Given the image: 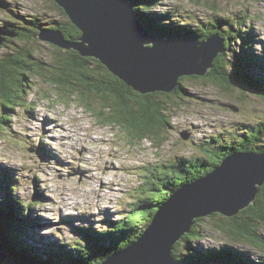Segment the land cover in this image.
<instances>
[{
	"label": "rangeland",
	"instance_id": "1",
	"mask_svg": "<svg viewBox=\"0 0 264 264\" xmlns=\"http://www.w3.org/2000/svg\"><path fill=\"white\" fill-rule=\"evenodd\" d=\"M52 1L0 0V24L9 17L10 9L28 18L39 17L47 22L40 23V28H50L52 21L65 19L53 8ZM159 1L161 4L153 10H171L179 23L184 20L196 28L199 21L212 22L213 29H231L229 58L241 62L243 73L259 78L261 71L251 67L252 63L246 67L245 60L251 61L252 51L264 56V0ZM242 35L251 39L242 44ZM27 45L43 64L28 71L31 77L26 95L16 100L20 104L12 105L4 115L7 121L0 123V169L9 168L16 178L14 195L23 204H30L31 216L38 223L29 232L42 242L41 246L60 239L77 246L83 233L81 226L102 230L112 225H143V209H133L129 204L140 197L139 187L149 167L168 166L180 158L206 157L204 148L210 146L209 142L216 145L214 148L237 146L245 134L257 129L258 120L264 119V99L254 81L230 86L207 78L182 79L183 93L160 97L165 101L163 114L170 126L158 135L133 137L124 123L104 119L109 109L99 95L85 91V100L95 110H102L103 115L91 111L90 105L86 106L89 111L84 110L78 92L68 95L64 84L56 83L54 74L59 65L55 60L65 55L63 51L40 40ZM12 48L0 45V59L8 57ZM33 70L43 75L39 77ZM223 104L234 105L237 111ZM2 110L0 104V113ZM182 130L190 132L187 140L181 138ZM41 145L49 147L46 151L50 156L39 151ZM0 194L4 197L3 191ZM217 218L228 224V217L218 213ZM200 223L202 238L194 243L197 250L227 245L241 252L238 255L250 254V264H264L261 247L249 244V240H230L207 216ZM259 233L264 236L263 225ZM0 263L15 264L16 260L6 254Z\"/></svg>",
	"mask_w": 264,
	"mask_h": 264
},
{
	"label": "trees",
	"instance_id": "2",
	"mask_svg": "<svg viewBox=\"0 0 264 264\" xmlns=\"http://www.w3.org/2000/svg\"><path fill=\"white\" fill-rule=\"evenodd\" d=\"M133 8L138 13L142 23L151 29L152 33L162 38L172 37H197L204 39L214 33H218L225 38L222 52L218 54L213 62V66L204 77H183L180 79L178 87L169 93L155 92L152 94L139 95L133 92L123 82L117 78L102 79L98 74L92 78L94 70L91 68V59L80 56L73 50H66V57H57L56 63L59 69L54 74L57 84H63L61 79L66 74L79 75L84 79L90 80V90L105 100V105H111L108 97H112L114 102L111 109L114 115L111 116L118 120L126 121L125 125L130 127L138 137L144 134L158 135L159 131L170 126L165 111L164 100L160 97L163 95L180 94L185 91L182 85V79H205L210 81L222 82L230 86L232 75L235 79L244 83L254 81L258 86V93L264 99V56L256 55L254 52L249 53L251 61L247 62L246 67L256 66L261 74L259 78H253L240 69L241 62L229 58L228 50L231 47V29L228 32L213 29L212 22H201L196 28L184 20L179 23L176 14L171 10L158 11L153 10L156 5L161 4L159 0H129ZM53 8L58 10L65 18L61 21H52L50 28L61 31L62 35L71 40L79 37L81 32L72 24L62 7L54 1ZM0 5H3L0 2ZM40 23L46 24L40 18H28L16 10L9 9V17L0 24V29L12 32L11 37L6 36L3 46L13 47L7 52L8 57L0 59V104L2 112L0 113V123L7 121L4 116L6 111L12 109V105L20 104L17 99H23L27 93L30 75L28 71L35 66H40L43 61L35 57L34 51L27 45L30 41L39 40ZM227 34V35H225ZM242 34V31L241 33ZM237 37H235L236 39ZM242 44L251 38L248 35H242L240 38ZM251 46V45H249ZM244 48V46H242ZM59 51L61 49L57 48ZM96 69L104 68L98 62ZM66 69V70H65ZM105 69V68H104ZM33 73H36L33 70ZM104 73V72H103ZM39 73V76H42ZM55 85V84H54ZM134 94L137 97H134ZM180 97V96H178ZM165 98V97H164ZM166 99V98H165ZM257 129L250 130L249 133L242 137V141L237 146H219L214 148L212 142L210 146L204 148L206 157H190L178 159L170 162L168 166H161L147 169L144 182L140 185V197L135 202H130L133 209L142 208L144 211V220L141 226L134 224L127 228L118 225L107 226L102 230H92L86 226H81V238L74 244H68L65 240H53L45 243L44 246L37 237H32L29 230H33L38 223L31 215L30 204H23L13 193V183L16 180L9 172V168L1 167L0 169V191H3L4 197L0 194V244L3 246L5 254L13 256L15 264H99L107 254L113 250H118L131 243L141 231L145 228L151 217L171 192L185 183L198 178L209 172L218 162L234 151H251L264 152V119H259L256 124ZM248 132V131H247ZM44 144V142H42ZM214 148V149H213ZM43 155L50 156L49 151L41 145L39 150ZM38 152V150H37ZM214 157V159H212ZM212 159V160H209ZM218 213L208 215L212 219L214 227L225 233L230 240L236 241L243 239L253 246L264 249V236L259 233L260 225L264 227V185L259 187L255 203L249 205L246 209L239 212L234 217L225 220H218ZM203 218H197L190 229L178 242L175 243L172 254L176 259L189 262L191 264H250V254L238 255L241 252L230 250L229 246H214L208 250H197L194 243L202 238V228L200 227ZM121 221V219L119 220ZM30 241V242H29ZM245 255V256H244ZM250 257V258H249ZM211 261H213L211 263ZM14 261H12L13 263ZM262 264L261 261H258Z\"/></svg>",
	"mask_w": 264,
	"mask_h": 264
},
{
	"label": "water",
	"instance_id": "3",
	"mask_svg": "<svg viewBox=\"0 0 264 264\" xmlns=\"http://www.w3.org/2000/svg\"><path fill=\"white\" fill-rule=\"evenodd\" d=\"M53 1L64 9L66 16L81 34L71 40L57 29L40 28L37 38L51 44L56 50L59 48L64 53L73 50L80 56L90 58L95 63L94 66L90 65L93 73L101 75L102 79L113 76L142 96L155 92L170 94L178 87L179 78L204 77L223 50L225 38L218 33L204 39L156 36L142 23L129 0ZM13 35L12 32L0 29V45L6 36ZM66 56L65 53L61 57ZM98 62L105 69H96ZM64 74L61 79L68 95L78 92L80 104L85 107L84 110L89 111L86 106L91 104L85 100V91L91 92V81L80 75L75 78L69 73ZM230 76L232 85L244 84ZM61 95L66 96L63 92ZM108 99L111 105H105L103 99V106L109 109L104 119L124 123L123 127L129 132L130 127L125 125L126 121L111 117L115 116V111L111 109L114 99ZM223 106L237 111L234 105ZM91 108L94 113L103 115L102 110ZM189 133L182 130L180 136L187 140ZM129 135L138 137L133 131ZM262 185L264 152H231L209 172L171 192L167 200L158 206L141 234L125 247L107 254L99 264H191L176 259L172 251L175 243L190 232L194 220L208 217L212 213L234 217L240 210L255 203L259 186ZM5 256L0 244V260Z\"/></svg>",
	"mask_w": 264,
	"mask_h": 264
},
{
	"label": "bare ground",
	"instance_id": "4",
	"mask_svg": "<svg viewBox=\"0 0 264 264\" xmlns=\"http://www.w3.org/2000/svg\"><path fill=\"white\" fill-rule=\"evenodd\" d=\"M60 7H61V6H60ZM63 10H64V9H63ZM229 95H230V94H229ZM159 133H160V131H159ZM159 133H158V134H159ZM48 148H49V147H48ZM48 148L45 146V149H47V150H48ZM81 166H82V165H81Z\"/></svg>",
	"mask_w": 264,
	"mask_h": 264
},
{
	"label": "clouds",
	"instance_id": "5",
	"mask_svg": "<svg viewBox=\"0 0 264 264\" xmlns=\"http://www.w3.org/2000/svg\"><path fill=\"white\" fill-rule=\"evenodd\" d=\"M240 41V40H239Z\"/></svg>",
	"mask_w": 264,
	"mask_h": 264
}]
</instances>
